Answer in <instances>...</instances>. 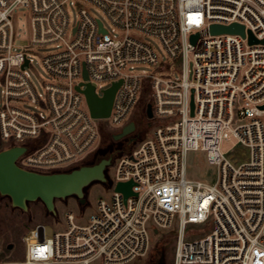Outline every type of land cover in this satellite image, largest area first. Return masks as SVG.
Wrapping results in <instances>:
<instances>
[{
	"label": "built area",
	"instance_id": "1",
	"mask_svg": "<svg viewBox=\"0 0 264 264\" xmlns=\"http://www.w3.org/2000/svg\"><path fill=\"white\" fill-rule=\"evenodd\" d=\"M231 24L245 36L210 32ZM262 41L264 0H0V150L23 148L19 168L75 167L95 149L98 121L123 128L142 100L152 111L146 138L114 159L113 192L87 221L66 213L67 230L52 237L29 228L22 259L0 264H128L173 226L172 264H264ZM37 65L50 78L39 88ZM114 84L109 116L92 117L82 90L102 97ZM230 137L248 161L234 165L221 150ZM190 153L214 167L213 182L189 177ZM128 181L136 195L124 198L115 186ZM191 225L210 232L187 240Z\"/></svg>",
	"mask_w": 264,
	"mask_h": 264
},
{
	"label": "rangeland",
	"instance_id": "2",
	"mask_svg": "<svg viewBox=\"0 0 264 264\" xmlns=\"http://www.w3.org/2000/svg\"><path fill=\"white\" fill-rule=\"evenodd\" d=\"M93 16L101 19L106 27L107 23L103 19L101 12L89 5H84ZM24 12V11H20ZM73 15L76 14L75 9H71ZM25 15V13H24ZM22 20V19H20ZM152 44L160 55V44L153 38H146ZM17 45L27 44L26 40H18ZM46 49H39L38 53L43 55ZM36 86L39 88L41 82L49 81L50 78L40 66H36L35 70ZM105 87V84H102ZM1 101V100H0ZM145 101L142 100L135 108L130 121L135 123V130L121 138L113 140L112 135L120 132L121 126H112L110 121L105 119L98 121L101 128V135L95 149L89 153L85 159L79 164L93 165L102 159L111 158V163L105 169L106 181L93 182L83 190V198L85 203L81 205L75 197H66L64 199L54 200L53 211H48L41 201L28 202L25 210L14 207L9 197L0 194V262L1 261H18L23 257V243L21 236L25 230L35 226H43V234L45 237H52L55 233L67 230L65 220L66 213H72L76 217L78 224H84L88 216L95 211L96 203L100 198H107L113 192V162L114 159L132 149L146 138L149 122L145 114ZM221 150L227 154V157L234 165L249 160V150L239 144L234 137L223 141ZM189 165L188 175L190 178L213 182L215 179L214 167H209L204 163L203 156L200 153H190L187 156ZM78 165V164H77ZM76 167H71L63 172L71 171ZM176 227L173 226L168 230H160L158 234L150 235V249L145 257L134 260L128 264H172L176 241ZM187 232H191L186 238L194 240L209 234V227L203 225H191L187 227ZM11 248L8 249V246Z\"/></svg>",
	"mask_w": 264,
	"mask_h": 264
},
{
	"label": "water",
	"instance_id": "3",
	"mask_svg": "<svg viewBox=\"0 0 264 264\" xmlns=\"http://www.w3.org/2000/svg\"><path fill=\"white\" fill-rule=\"evenodd\" d=\"M210 32L212 34L230 33L245 36L243 26L238 24L229 26L212 25ZM247 34L249 43L257 42L250 32H247ZM196 37L197 35L192 36V42H195ZM117 85L114 84L106 90L102 97H98L90 85H86L85 89L82 90L92 117L106 118L109 116ZM77 90H80L79 87H77ZM190 107L192 115V100ZM261 108H264V106ZM145 113L148 119L152 117L150 104L146 105ZM134 129V123L130 122L112 138L115 141L120 140L132 133ZM23 151V148L18 147L0 150V194L9 197L12 206L22 210L26 209L28 202L39 200L48 211H53L54 200L72 196L83 205L85 203L83 190L93 182L106 181L105 169L111 163V158H108L102 159L96 164L83 165L68 172L40 174L23 170L16 165L15 161ZM131 186V181L118 182L115 191L120 192L124 198L130 195L135 196L136 194L131 191ZM9 248H11V245L8 246Z\"/></svg>",
	"mask_w": 264,
	"mask_h": 264
},
{
	"label": "trees",
	"instance_id": "4",
	"mask_svg": "<svg viewBox=\"0 0 264 264\" xmlns=\"http://www.w3.org/2000/svg\"><path fill=\"white\" fill-rule=\"evenodd\" d=\"M80 166H82V165H81V164H78V165H76L75 167L78 168V167H80Z\"/></svg>",
	"mask_w": 264,
	"mask_h": 264
}]
</instances>
